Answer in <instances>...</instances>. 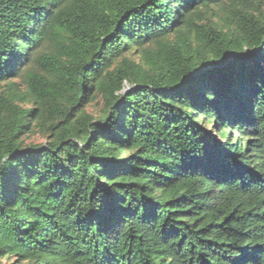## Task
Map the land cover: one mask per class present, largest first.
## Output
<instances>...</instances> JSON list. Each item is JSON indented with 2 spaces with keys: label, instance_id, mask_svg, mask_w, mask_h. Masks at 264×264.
Wrapping results in <instances>:
<instances>
[{
  "label": "trees",
  "instance_id": "obj_1",
  "mask_svg": "<svg viewBox=\"0 0 264 264\" xmlns=\"http://www.w3.org/2000/svg\"><path fill=\"white\" fill-rule=\"evenodd\" d=\"M0 264H264V0H0Z\"/></svg>",
  "mask_w": 264,
  "mask_h": 264
},
{
  "label": "rangeland",
  "instance_id": "obj_2",
  "mask_svg": "<svg viewBox=\"0 0 264 264\" xmlns=\"http://www.w3.org/2000/svg\"><path fill=\"white\" fill-rule=\"evenodd\" d=\"M100 109H101V103L99 100L92 102L86 108V110L93 115H97L99 113ZM207 126L210 127V124H207ZM44 143H45V139L40 132H35V133L25 137V144L26 145H28V144L41 145Z\"/></svg>",
  "mask_w": 264,
  "mask_h": 264
}]
</instances>
